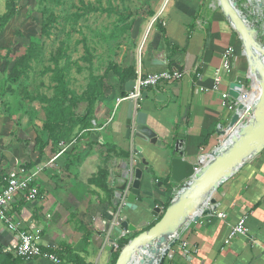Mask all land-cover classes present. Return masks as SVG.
Here are the masks:
<instances>
[{"label":"crops","instance_id":"obj_1","mask_svg":"<svg viewBox=\"0 0 264 264\" xmlns=\"http://www.w3.org/2000/svg\"><path fill=\"white\" fill-rule=\"evenodd\" d=\"M129 10L132 15L126 22H132L130 32H140L112 63L122 69L134 67L136 73L137 45L148 19L138 20ZM236 34L214 0H167L150 25L139 52L140 72L146 75L177 66L191 70V75L144 87L138 98L137 110L145 113L146 124L155 130L160 145L139 135L134 137V145L143 152L147 165L143 169V201L135 202L138 209L126 212L131 224L153 219L151 212L159 201L165 205L168 202L173 186L169 154L174 148L188 160L204 164L207 154L221 141V131L234 114L223 106L221 92L229 91L232 82L248 87L249 81L248 62ZM228 46L234 50L231 64L221 73L220 91H213L214 71ZM161 50L166 63L159 65L154 63L153 53ZM195 68L200 78L192 72ZM131 79L134 76L121 83L109 72L105 81L111 91L107 92L104 81L106 94L96 103L91 126L73 131L68 140H48V131L42 126L44 116L41 126L35 127L37 131H28L26 117L19 131H13L0 111V122L5 124L0 129V175L4 179L12 166L31 161L35 163L30 169L38 173V197L28 201L23 193L16 194L7 213L27 229H39L43 252L55 254L59 264H94L99 254L104 240L101 232L116 210L114 192L121 182L122 165L129 157L126 121L132 100L125 99L122 92L128 94L126 82ZM78 105L76 112L82 115L87 103ZM36 136L48 141L37 162ZM205 195L208 198L203 207L210 197L215 200L208 206L210 212L201 211L196 221H190L189 213L180 218L168 234L169 239L178 236L169 248L172 256H165L162 264H264V148ZM242 218L247 233L225 243L231 225ZM17 240L16 233L0 221V264H54L44 254L30 260L16 256L11 249ZM111 254L103 250L98 264H109ZM144 258L142 264L149 259L148 251Z\"/></svg>","mask_w":264,"mask_h":264},{"label":"water","instance_id":"obj_2","mask_svg":"<svg viewBox=\"0 0 264 264\" xmlns=\"http://www.w3.org/2000/svg\"><path fill=\"white\" fill-rule=\"evenodd\" d=\"M166 1H162L159 9L146 23L142 32L137 45L136 73L140 71L139 52L144 38ZM217 3L242 42L243 54L248 62V77L251 80V85L254 81L258 82L259 94L254 111L248 115V119L239 127L238 132L234 135V143L220 154L216 151L220 146L218 145L207 154L214 156L207 163L203 164L200 160L198 162L190 161L182 155L178 148H174L169 154L170 181L173 186L168 203L165 205V202L159 201V205L152 209L151 214L155 220L154 223L142 219L135 226L131 224L129 213L126 212L138 209L139 205L135 202L143 201L141 197L144 178L143 169L146 167L147 162L143 152L134 145V137L139 135L145 141L157 145H160V141L155 130L146 124L145 113L137 110L138 98L133 99L129 104L126 121L127 138L130 142L129 157L122 165L121 182L116 187L112 201L116 210L106 224L104 231L101 232L104 240L94 264H98L99 256L103 250L113 253V242L120 240L127 230V232L137 230L140 232L121 248L115 264H127L132 249L142 244L147 245L148 251L154 255V257L147 260L148 264H162L169 248L176 239H169L168 234L178 225L180 218L189 213L192 215L190 221H196L199 216L196 209L197 200L202 195L208 194L210 189L216 190L247 159L257 155L264 148V62L256 52V49H258L260 54L264 56V44L256 41L257 30L254 26L248 31L243 18L236 9L237 4L234 0H217ZM153 55L154 63L159 65L166 63L164 51L154 52ZM136 84L137 81L134 79L127 81L126 91L132 90L134 86L136 87ZM236 88H243V84L239 82L230 83L229 94L233 98H238L240 94ZM238 108L239 110L243 109L244 105L241 104ZM239 121V111H236L232 115L229 125L221 131V134L225 135ZM214 203V198L210 197L209 204ZM209 204L201 213L210 212ZM144 259H142L143 262L146 260Z\"/></svg>","mask_w":264,"mask_h":264},{"label":"rangeland","instance_id":"obj_3","mask_svg":"<svg viewBox=\"0 0 264 264\" xmlns=\"http://www.w3.org/2000/svg\"><path fill=\"white\" fill-rule=\"evenodd\" d=\"M7 1L0 0V15L5 11ZM162 1L61 0V3L57 5L47 0H16L17 14L0 31V57H2V60L0 58V89L4 91L3 101L19 118L20 126L24 117L27 118L24 120L25 122L29 121L28 131L33 129L37 131L35 127L41 126V117L44 116L42 104L39 101L30 102L23 94L24 90L27 89L32 94L41 93L48 97L52 96L54 84L51 80L52 73L42 74V71L45 67H53V56L57 52L61 50L64 54L59 59V65L67 64L69 66L66 74L69 87L80 94L89 82L91 71L95 75L102 74L107 65L113 62L115 55H121L126 43L131 45L132 41H136L134 38L140 30H132V32L129 30L125 34L121 33L117 30L118 14L116 12H103V9L116 8L118 11H125V9L130 8L134 11L136 19L139 20L143 17L149 21L159 9ZM214 1L217 3V0ZM234 1L239 11L245 14L246 22L253 25L257 30L256 41L264 44V0ZM46 5L57 17V21L51 25L48 34L41 29L42 12ZM91 7H96L98 10H90ZM148 10L151 13H147ZM77 14H81V17L77 18ZM83 37L89 46V54L84 51L81 41ZM32 43L38 45L39 59L29 62L31 68L28 69L26 76L23 74L18 77L13 75L14 63ZM247 84L248 87L251 85L250 79ZM108 86L106 82V87ZM110 91L108 87L107 92ZM78 107L77 104L76 111H78ZM241 116L240 122L248 119L245 111ZM7 123H10L13 131H19L18 127L20 126L8 118ZM2 128H5V124L0 122V129ZM224 137L221 135L220 140L222 138L224 140ZM222 142L219 141L217 145ZM154 221L153 218L149 222L153 223ZM135 232L139 233L140 231ZM117 245L118 247L114 250L119 249L118 241ZM147 251V245H144L139 251L141 263Z\"/></svg>","mask_w":264,"mask_h":264},{"label":"trees","instance_id":"obj_4","mask_svg":"<svg viewBox=\"0 0 264 264\" xmlns=\"http://www.w3.org/2000/svg\"><path fill=\"white\" fill-rule=\"evenodd\" d=\"M47 1H49L50 3H55L57 5L61 3V0ZM90 10L98 9L96 7H91ZM104 11L116 12L118 14V31L124 34L131 29L132 22H126L132 15V12L129 9H125V11H118L116 8H113L103 9V12ZM17 12L18 8L16 6V0H8L5 5V11L0 15V31L5 27L9 20H11V18H13V16L17 14ZM42 16L43 20L41 29L44 33L48 34L51 25L57 21V17L47 5L43 8ZM76 16L77 18H80L81 14H77ZM163 34L164 40L167 42L164 31ZM81 41L83 42L84 51L89 54V46L85 42V38L83 37ZM39 55L40 53L38 51V45L35 43L29 45L26 49V52L22 56H20L14 63L13 75L18 77L20 74H23L24 76H26L28 69L31 68L29 62L32 60H38ZM63 55L64 54L61 52V50L57 52L53 56V67H45L42 71V74H45L47 72L52 73L51 80L54 82L52 86V96L48 97L41 93L32 94L27 89L24 90L23 94V96L30 102L39 101L42 104L41 108L44 112L42 126L45 131H48V140H52L54 142H58L60 140H68L73 131H82L91 126V119L95 111V104L106 94L104 89V81L107 78L109 72H113L118 77L121 83L125 82L128 78L136 75L134 67L129 66L122 69L116 63H109L104 72L100 75H95L91 71L89 82L86 88L82 91V93L77 94L73 89L69 87L68 81L66 79V74L69 70V66L67 64H64L62 66L59 65V59ZM3 95L4 91L0 89V111L5 114L10 121H13L17 125H20L19 118L14 115V112L11 108H9V105H7L5 101H3ZM126 95V92H122V96ZM79 102L87 103L82 115H78L75 110ZM35 142L36 149L38 151L36 159L37 162L40 160L48 141L43 142L38 136H36ZM1 161H3V159ZM34 163L35 161H31L24 166L30 168ZM0 183H2L1 187L5 185V181L1 175ZM137 234L138 232H133L129 235L127 234L121 237L120 240H118L119 249L113 251L109 264H115L121 248ZM11 255L12 254L10 252V254L8 255L9 259Z\"/></svg>","mask_w":264,"mask_h":264},{"label":"built area","instance_id":"obj_5","mask_svg":"<svg viewBox=\"0 0 264 264\" xmlns=\"http://www.w3.org/2000/svg\"><path fill=\"white\" fill-rule=\"evenodd\" d=\"M228 20V19H227ZM230 27H232L230 21L228 20ZM235 31V30H234ZM236 32V31H235ZM237 33V32H236ZM238 35V34H237ZM239 37V35H238ZM234 50L232 46L226 47L221 56L220 65L216 67L214 71L213 84L211 90L220 91L221 85V73L224 68H227L231 64V59L233 57ZM198 78L201 74L196 71V68L192 71ZM191 70H182L177 66L171 67L168 70H162L159 72L143 75L140 71L134 76V80L137 81L136 87L128 92L124 97L125 99H137L141 96V91L144 87H155L160 83H170L176 80L182 79L185 76H190ZM202 89V88H201ZM240 94L238 98H233L229 91H222V104L225 108L236 112L239 111V105L243 104L248 100L252 85L239 89ZM221 129V128H220ZM223 140V138H222ZM222 140L220 142H222ZM37 171L25 167L24 165L12 166L4 178L5 185L0 188V221H2L9 229L14 231L17 235V243L13 246L11 250L14 251L15 255L24 259L30 260L34 257L45 255L54 264H59L60 259L53 253H44L40 243V230H30L22 225L20 221H15L12 216L7 213V209L10 206L11 201L18 193H23L24 198L28 201L35 200L39 195V188L36 184L38 178ZM218 216H223L222 213H218ZM247 233V227L245 224V219L242 218L238 222L231 225L225 243H229L237 235H244ZM127 232L125 231L123 236ZM122 236V237H123ZM178 236L176 237V239ZM186 245L185 243H183ZM112 247L117 248V241L113 242ZM10 250V249H9ZM166 256H172L171 251H168Z\"/></svg>","mask_w":264,"mask_h":264},{"label":"bare ground","instance_id":"obj_6","mask_svg":"<svg viewBox=\"0 0 264 264\" xmlns=\"http://www.w3.org/2000/svg\"><path fill=\"white\" fill-rule=\"evenodd\" d=\"M230 1H233V0H230ZM236 9L238 11V13L240 14L241 18H243L244 20V23L246 24V27L248 28V31H250L252 28H253V25L249 24L246 22V19H245V14L244 13H241L238 9V7L236 6ZM256 52L259 54V56L261 57L262 61L264 62V56L262 54H260V51L258 49H256ZM259 92V85H258V82L257 81H254L253 85H252V90H251V93H250V96L248 98V100H246L243 105H244V108L243 109H240L239 110V116H240V119L242 118L240 112H246V115L248 116L249 114L252 113V111H254V106H255V102L257 100V97H258V93ZM244 122H237L234 126H232L226 133H225V137H224V140L223 142L220 144V146L216 149L217 153L220 154L222 153L223 151H226L233 143H234V135L238 132V129L239 127L243 124ZM214 156L212 155H207L206 157V162H209L210 161V158H213ZM213 189V188H212ZM210 189L209 192L212 190ZM207 198H208V195H202L199 199L200 202L198 203L197 205V209H200L197 213H200L205 207H203V204L207 201ZM182 218V217H181ZM176 227V226H175ZM144 244L142 245H139L135 248L132 249V251L130 252V258L128 260V263L127 264H142L141 263V259L139 257V254H138V251L139 249L143 246ZM149 252V251H148ZM153 254H151V252H149V258H151ZM145 264H148V261L145 263Z\"/></svg>","mask_w":264,"mask_h":264}]
</instances>
